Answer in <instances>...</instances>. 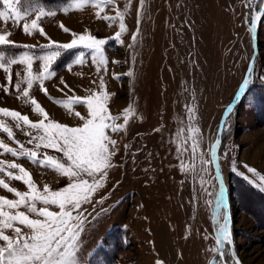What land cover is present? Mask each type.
<instances>
[{"label":"rangeland","instance_id":"rangeland-1","mask_svg":"<svg viewBox=\"0 0 264 264\" xmlns=\"http://www.w3.org/2000/svg\"><path fill=\"white\" fill-rule=\"evenodd\" d=\"M51 2L20 0L19 4L21 12L43 7L46 13H55L38 20L44 36L38 30L31 35L23 31V25L31 26L36 18L35 11L16 23L0 20V33L10 32L9 39L16 45L30 46H7L2 50L6 57H16L24 51L42 56L52 50L42 47L49 41L69 43L72 32L87 31L108 41L104 46L107 63L98 72L90 51L63 50L52 64L55 76L44 82L48 96L38 82L30 89V96L45 108L50 119L78 126L81 121L56 101L67 102L69 97L100 91L102 77L110 94V113L121 116L129 106L134 110L126 130L109 133L119 146L113 157L115 167L109 170L104 187L94 194L92 203L82 206L87 219L80 237L81 264H156L158 260L162 264H236L228 244L224 245L223 256L216 251L224 209L217 215L219 185L210 145L222 111L247 69L252 53L251 17L262 0H145L138 33L140 3L131 0L124 19L127 31L120 41L114 39L119 22L109 26L110 22L102 17L114 16L117 9L124 11L128 0H116L115 8L109 6L103 11L92 4L76 8L77 0ZM61 23L70 30L68 33L61 29ZM134 33L137 39L133 43ZM258 39L251 84L227 117L219 148L232 211L233 243L242 264H264V191L257 187L258 178L244 167L254 168L264 176V13ZM81 51L85 52V63L72 64L69 70L67 66ZM41 70L42 61L35 59L33 73ZM128 72L134 75L128 76ZM10 73L12 84L9 94H5L8 73L0 69V108L19 111L33 121L40 119L30 103L17 98L15 84L26 75V66L12 65ZM61 80L71 91L64 88ZM26 86L22 83L21 89ZM188 108L195 111L191 122ZM74 110L82 115L87 112L83 105H75ZM0 121L14 133V139H9L0 131V141L17 150L16 141L32 147L27 143L26 130L17 128L15 121L3 115ZM190 126L197 130L192 133L198 140L194 155L188 139ZM43 151L61 156L54 150ZM14 159L0 155V160ZM15 162L28 169L41 188L48 184L58 190L68 183L67 178L26 159ZM182 166L189 170L182 171ZM0 178L18 190H26L21 182L8 180L3 174ZM0 196L15 198L4 189H0ZM102 197L103 203H96Z\"/></svg>","mask_w":264,"mask_h":264},{"label":"snow or ice","instance_id":"snow-or-ice-1","mask_svg":"<svg viewBox=\"0 0 264 264\" xmlns=\"http://www.w3.org/2000/svg\"><path fill=\"white\" fill-rule=\"evenodd\" d=\"M3 4V10H0V20L5 22L12 20L19 22L35 11L37 16L23 25L25 34L31 35L34 31H39L40 35H46L43 28L39 27L38 20L42 16L55 15L54 12H45L43 7H32L21 12L19 8L20 0H0ZM145 0H139L140 10L137 13V33L139 32V18L142 14ZM92 4L103 11L109 6L115 8L116 0H77L76 8ZM131 5V0L125 4L124 11L116 10L114 16L104 15L102 19L109 21V26L119 22V30L114 34V39L120 41L121 36L127 31L124 22L125 15ZM101 11L97 16L101 17ZM260 15L251 17L250 31L257 27V21ZM61 29L68 33L70 30L60 24ZM137 33L132 36L133 43L137 39ZM10 32L0 33V46L23 47L28 49V45H16L9 39ZM72 39L69 43H56L49 41L42 47L52 49L42 56H33L29 51H24L16 57H6L3 51H0V69H3L7 76V84L4 86L5 94H9V86L12 84V74L10 67L12 65L26 66V75L15 84V90L19 93L17 98H23L26 104L32 105V111L40 119L33 121L28 115L8 108H0V115L10 117L16 122L15 126L29 137L27 143L32 145L27 148L24 144L19 145V150L10 147L7 143L0 141V155H11L15 159H26L32 165L41 168H48L57 173L60 177L67 178L68 183L58 189L53 190L48 184L41 188L32 177V173L22 164L0 160V174L8 180L21 182L25 191L18 190L10 186L5 178H0V189L6 190L14 195V199L0 196V264H81L78 253L80 252V237L84 231V224L87 219L82 210V206L92 203V198L98 190L104 187L110 169L115 167L113 157L119 152L118 141L109 134L120 133L126 130L130 117L134 114L131 106L125 108L121 116H113L108 109L110 94L105 90L103 78L101 77L100 91H92L85 97L72 96L67 102L56 101L62 104L68 114L81 123L78 126H69L64 123L49 118V113L35 99L30 96V89L35 83H39L40 90L48 96V90L44 87V82L50 77L55 76L52 71L53 62L61 55L63 50L81 48L91 52L92 63L100 67L106 65L104 46L108 43L106 39H99L87 31L83 34L71 33ZM132 45H129L131 47ZM35 59L42 61V70L34 74L33 62ZM115 62V61H114ZM85 63V52L77 54V58L72 64L83 65ZM19 75V74H17ZM133 76L132 72L127 73ZM114 78L119 79L114 74ZM27 86L21 89V84ZM95 83V81H93ZM249 83V79L244 82V87ZM64 88L69 85L61 80ZM71 91V89L69 88ZM63 91V89H60ZM75 105L86 107V114L82 115L74 110ZM189 121L195 118L193 108H188ZM123 123H117L118 120ZM0 131L6 134L9 139H14L12 128L0 121ZM159 131V129H157ZM193 127H189V137L191 139V149L193 155L198 149V140L192 133L196 132ZM127 148V145H125ZM54 150L61 154L60 157L49 155L47 151ZM211 162L215 161V146L212 148ZM202 163H209L202 161ZM247 171L258 178L260 183L257 187L264 191V176H260L254 168L244 166ZM16 170V171H12ZM189 168L182 166V171H188ZM235 170V169H234ZM242 175V173H241ZM215 179L220 180V174L217 172ZM204 181L201 179V184ZM216 212L220 214L224 209V189L221 186L216 194ZM104 198L96 201L103 203ZM56 209V210H53ZM223 224L217 229V248L216 251L223 256L225 244H231V232L229 230L228 215H223ZM219 223V220H217ZM11 233V234H9ZM156 264H162L156 261ZM236 264H239L236 261Z\"/></svg>","mask_w":264,"mask_h":264},{"label":"water","instance_id":"water-1","mask_svg":"<svg viewBox=\"0 0 264 264\" xmlns=\"http://www.w3.org/2000/svg\"><path fill=\"white\" fill-rule=\"evenodd\" d=\"M263 13H264V0H262L260 8L254 13V15L259 14L260 19L257 21V27L251 31L252 53H251V56L249 58L248 66H247V69L245 71L243 80L241 81L240 85L238 86L237 90L235 91L230 102L226 105V107L222 111L220 119L217 123V130H216L215 139L213 140V142L210 145L211 161L213 160L212 154H211L212 148H213V146H215L216 156H215V161L212 162V166L214 168L215 174H217V172H219V174H220V180L218 181L219 190H220L221 186L224 189V205H225L224 213L226 212L228 215V224H229V230L231 232V240H232V243L228 244V245L230 247V250H231L234 258L236 259V261L239 262V264H242V263L239 260L237 252L235 251V248H234L233 233H232V211H231L230 202H229L230 200H229L228 186L225 183L224 176H223L221 166H220V162H219V148H220V145L222 142V134H223L225 121H226L227 117L229 116V114L231 113V111L235 108L237 103L240 101V99L242 98L244 93L248 90V88L251 84V81H252L254 65H255L257 53L259 51L258 29H259V23H260V20H261ZM250 28H251V23H250ZM246 79H249V83L247 84L246 87H244L243 85H244V82Z\"/></svg>","mask_w":264,"mask_h":264},{"label":"trees","instance_id":"trees-1","mask_svg":"<svg viewBox=\"0 0 264 264\" xmlns=\"http://www.w3.org/2000/svg\"><path fill=\"white\" fill-rule=\"evenodd\" d=\"M43 1H45V2H51V1H48V0H43ZM62 1H63L62 3H64V1H66V0H62ZM51 4H54L53 0H52ZM5 47H7V46H0V51L4 50ZM222 141H223V134H222Z\"/></svg>","mask_w":264,"mask_h":264},{"label":"crops","instance_id":"crops-1","mask_svg":"<svg viewBox=\"0 0 264 264\" xmlns=\"http://www.w3.org/2000/svg\"><path fill=\"white\" fill-rule=\"evenodd\" d=\"M142 254V253H141ZM146 259H149V255H146ZM147 262H149V261H147ZM149 264V263H148Z\"/></svg>","mask_w":264,"mask_h":264}]
</instances>
